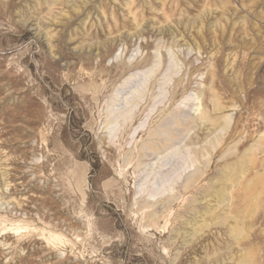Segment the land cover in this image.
<instances>
[{"label":"rangeland","instance_id":"rangeland-1","mask_svg":"<svg viewBox=\"0 0 264 264\" xmlns=\"http://www.w3.org/2000/svg\"><path fill=\"white\" fill-rule=\"evenodd\" d=\"M0 264H264V0H0Z\"/></svg>","mask_w":264,"mask_h":264},{"label":"bare ground","instance_id":"bare-ground-1","mask_svg":"<svg viewBox=\"0 0 264 264\" xmlns=\"http://www.w3.org/2000/svg\"><path fill=\"white\" fill-rule=\"evenodd\" d=\"M217 108H218V107H217ZM215 109H216V108H215ZM258 140H259V139H258ZM258 140H257V141H258ZM257 141H256V142H257ZM259 143H260V142H259ZM257 144H258V142H257ZM261 144H262V143H261ZM255 145H256V144H255ZM255 148H257V147H255ZM16 232H17V231H16ZM62 238H63V237H62ZM60 239H61V238H60ZM52 241H53V239H52ZM48 242H49V241H48Z\"/></svg>","mask_w":264,"mask_h":264}]
</instances>
